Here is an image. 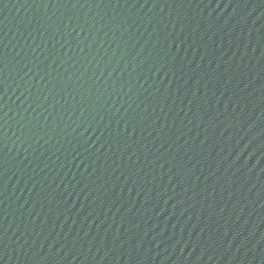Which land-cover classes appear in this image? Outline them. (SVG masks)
Segmentation results:
<instances>
[{
	"label": "water",
	"instance_id": "1",
	"mask_svg": "<svg viewBox=\"0 0 264 264\" xmlns=\"http://www.w3.org/2000/svg\"><path fill=\"white\" fill-rule=\"evenodd\" d=\"M0 264H264V0H0Z\"/></svg>",
	"mask_w": 264,
	"mask_h": 264
}]
</instances>
